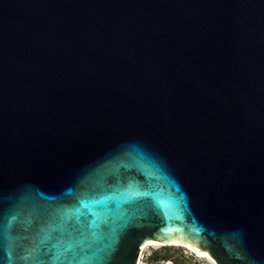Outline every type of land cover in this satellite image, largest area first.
Listing matches in <instances>:
<instances>
[{"label": "water", "instance_id": "95a60500", "mask_svg": "<svg viewBox=\"0 0 264 264\" xmlns=\"http://www.w3.org/2000/svg\"><path fill=\"white\" fill-rule=\"evenodd\" d=\"M150 242L264 264V0H0V264Z\"/></svg>", "mask_w": 264, "mask_h": 264}, {"label": "built area", "instance_id": "2783aa9c", "mask_svg": "<svg viewBox=\"0 0 264 264\" xmlns=\"http://www.w3.org/2000/svg\"><path fill=\"white\" fill-rule=\"evenodd\" d=\"M154 252L148 251L145 249L141 251L137 264H178V256L177 255H169L168 257L159 256L157 258L153 257ZM188 250L184 252L183 255H187Z\"/></svg>", "mask_w": 264, "mask_h": 264}, {"label": "rangeland", "instance_id": "374dc122", "mask_svg": "<svg viewBox=\"0 0 264 264\" xmlns=\"http://www.w3.org/2000/svg\"><path fill=\"white\" fill-rule=\"evenodd\" d=\"M148 251H153L154 255H177L178 256V262H180V260H182V258L184 257V252L186 251L185 247L182 246H165L164 244L160 245V246H151L147 248ZM189 252V251H188ZM207 264H211V260L209 261L207 259V261H205ZM214 263V262H212Z\"/></svg>", "mask_w": 264, "mask_h": 264}, {"label": "bare ground", "instance_id": "6f19581e", "mask_svg": "<svg viewBox=\"0 0 264 264\" xmlns=\"http://www.w3.org/2000/svg\"><path fill=\"white\" fill-rule=\"evenodd\" d=\"M163 243L161 242H150V243H147L142 249L141 251L147 249L148 247H151V246H160L162 245ZM189 251V250H188ZM196 256H199V257H204L203 254L199 253V252H196ZM210 261V259H208ZM211 264H214L212 263V260H211Z\"/></svg>", "mask_w": 264, "mask_h": 264}, {"label": "trees", "instance_id": "16d2710c", "mask_svg": "<svg viewBox=\"0 0 264 264\" xmlns=\"http://www.w3.org/2000/svg\"><path fill=\"white\" fill-rule=\"evenodd\" d=\"M159 256H162V255H161V254H160V255H154V254H153V257H154V258H157V257H159ZM163 256L168 257L169 255H163Z\"/></svg>", "mask_w": 264, "mask_h": 264}, {"label": "flooded vegetation", "instance_id": "af4514ba", "mask_svg": "<svg viewBox=\"0 0 264 264\" xmlns=\"http://www.w3.org/2000/svg\"><path fill=\"white\" fill-rule=\"evenodd\" d=\"M186 248V247H185ZM186 250H189L188 248H186ZM185 258V255H184V257L182 258V260ZM181 261V260H180ZM179 263V262H178Z\"/></svg>", "mask_w": 264, "mask_h": 264}, {"label": "snow or ice", "instance_id": "6c2138e0", "mask_svg": "<svg viewBox=\"0 0 264 264\" xmlns=\"http://www.w3.org/2000/svg\"><path fill=\"white\" fill-rule=\"evenodd\" d=\"M69 247H72V245H69ZM59 257H57V259H58ZM65 259H67V257H65Z\"/></svg>", "mask_w": 264, "mask_h": 264}]
</instances>
